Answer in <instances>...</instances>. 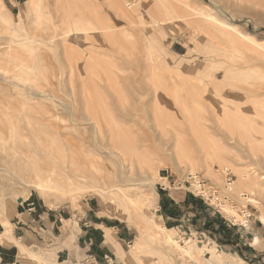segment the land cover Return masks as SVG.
Returning a JSON list of instances; mask_svg holds the SVG:
<instances>
[{
	"label": "rangeland",
	"instance_id": "rangeland-1",
	"mask_svg": "<svg viewBox=\"0 0 264 264\" xmlns=\"http://www.w3.org/2000/svg\"><path fill=\"white\" fill-rule=\"evenodd\" d=\"M29 1L0 0V4L3 3L6 10L12 14V20L17 28L16 30L4 29V22L0 21V50L14 49V52L26 54L30 61L33 56L39 59L36 62L39 67L41 66L42 74L47 78L38 81V87L42 93L52 94L62 103L63 101L68 104L74 103L77 106L76 109L69 111L62 107L59 110L60 116L53 118L52 126L57 127L64 134L63 138L70 142L75 150L83 152L86 161L90 159V162L104 169L103 176L112 178L115 175L114 172L111 173L115 167V157L108 152L112 144L109 126H105V131L106 129L107 131L102 138L104 143H97L92 136V127L86 119L84 105L79 101L83 99V86L88 89L99 88L106 100L105 103H108L105 104L108 113L110 110V114L120 127L122 126L125 134L123 138L126 140L118 141L116 144L120 150L125 152L126 158L132 161L134 169L129 174V180L122 183V189L110 191L103 196L106 203L105 208L101 205V195L91 189L80 191L73 201L63 196L51 197L52 200L54 199L52 201L50 198L53 205L35 191L31 193L28 200L35 199L38 204L46 208H71L75 213L85 211L88 208L87 203L93 200L94 208L100 214L120 220L129 229L131 241L124 246L125 258H122L120 254L119 256L122 260L128 261V264H137L138 261L133 260L132 253L135 241L141 232L150 230L149 214L154 215L153 218L159 223L169 227L165 224L163 217L159 218V215L162 216L159 200H165L166 193L168 197L173 195L176 199H180L185 192L184 189L177 187L161 189L159 183L162 180L159 176L169 169L172 172L170 179L178 182L190 170L203 174L218 187H223L226 177L224 170L228 169L234 176L233 193L231 192L234 205L227 206L225 212H231L234 222L244 219L243 212L251 213L248 226L228 225L235 230L230 235H224L226 241L218 234L206 232L208 237L222 246L220 248L222 259H214L210 252L200 253L198 251L199 253L197 252L193 259L187 258L186 261L188 264L189 262L190 264H231L224 260V256H227L234 261L232 262L234 264V258L228 255L234 247L225 246L224 243H230L229 238L241 237L247 245L252 244L260 252L259 258L263 264L264 222L259 215L264 211V180L262 179L264 163L260 164L248 157H243L241 160H235L232 157L223 160L216 157L210 160L211 163L208 162L211 165L208 167L200 159L199 147L192 144L189 152L198 159L195 160L194 167L190 166L186 159L178 160L181 169L185 171L182 172L177 168L172 155L169 154L171 152L169 143H172L173 148L174 143L171 137L176 135L177 130L184 129V123L188 119L186 116L189 114L187 108L193 110L191 114H196L198 118L201 117V121L211 124L209 120L213 118L207 110L211 94L205 92V86L201 80L197 79L194 82L199 75L198 72L203 74L201 75L204 76L201 77L203 82L208 81L207 72L217 74L218 79L221 80L217 79L219 84L221 82L220 86H223L225 91L228 90L231 94L238 95H232L231 98L235 102H241L243 106H250L256 111L255 103H264V0H84L80 4L71 0L74 2L72 4L74 17L79 19L80 15L84 16L81 17L82 29L75 28L72 31H69L63 23L65 11L58 7L57 0H40L41 10L38 12L36 7L29 5ZM201 11L203 13L200 15ZM207 14L213 15V17L206 16L210 19L216 18L229 23L227 28L230 40L221 37V42L228 50L227 52L216 49L215 43L208 42V36L204 34L203 28L195 25L197 23L206 25L205 15ZM10 45L11 48L8 47ZM220 55H224L226 63L221 64V61L216 58ZM157 57H161L167 65L164 66L167 69L165 70V79L168 80L166 82L176 89L175 94L164 96L166 100L162 101L161 107H157L155 96L148 90L151 70L154 69L156 63V66L163 67ZM89 58L93 60L94 66L90 64ZM0 64L9 70V74L16 70L9 63L1 62ZM69 64L73 67L72 71L70 70L71 74ZM228 65L231 69L224 70L222 74L221 67ZM191 69L194 70L193 73H190ZM170 71L174 74V78L169 76ZM226 73L229 75L228 79H222V76L227 75ZM190 79L195 83L193 87L204 92L203 96L198 92L194 95L187 92L185 88ZM70 82H72L73 91L70 89ZM1 83L3 86L0 85V106L8 101L15 105L14 97L9 95L12 91L7 90L6 82L0 79ZM240 86L253 90V95L251 93L252 96L248 95L250 92L248 90H246L247 93L238 92ZM242 96L245 99H242ZM74 97L79 99V102ZM51 102L46 100L47 104ZM245 114V112H236L233 115L232 129L220 128L219 135L212 136L224 141L222 146L228 152L243 151L236 144H232L234 148H228V145L232 143L231 137L234 136L243 142L251 141L257 153L262 155L264 154V126L250 123ZM70 118H76L77 122L71 121ZM157 121L163 123L160 127L164 131L163 141L156 139L157 134L154 128ZM256 136L262 141L253 140ZM103 146L106 147L103 148ZM87 150L90 151V156L86 155ZM143 161L150 166V173L156 178L154 188L160 198L156 205L146 210L147 212L142 210V197L140 196L143 193L152 196L153 188L148 181L142 179V175L145 174L143 166L147 165L143 164ZM245 173L249 174L246 179H243ZM252 179L258 180V188H253L251 184L246 183V181L252 182ZM166 185L170 186L169 182ZM253 199L257 202H251ZM20 204L21 202H18L16 212L10 217L11 223H13L14 215ZM192 223L194 225L191 228L192 232L203 230L195 219ZM180 229L174 230L178 232L177 239L182 245H185L187 237H193L196 250L197 247L205 245L218 248L210 242L203 245L202 242L199 243L196 238L199 233L197 236H190V231L185 233L182 228ZM0 230H4L2 225H0ZM256 235L262 239L259 246L253 244ZM0 241L4 244L18 243L15 239H6L3 232L0 234ZM118 246L119 244L116 247ZM243 249L245 250L246 247L243 246Z\"/></svg>",
	"mask_w": 264,
	"mask_h": 264
},
{
	"label": "bare ground",
	"instance_id": "bare-ground-1",
	"mask_svg": "<svg viewBox=\"0 0 264 264\" xmlns=\"http://www.w3.org/2000/svg\"><path fill=\"white\" fill-rule=\"evenodd\" d=\"M74 1L79 2V4L80 2H84V0ZM40 4V0L29 1V5H33L34 7H36L37 12L41 10ZM72 4H74V2L71 0H57L58 7L65 11L63 23L65 26H67L69 31H72L75 28L77 30L79 28L82 29L83 22L81 23V21L84 17H82L81 15L79 16V19L74 17ZM21 13L23 14V11H21ZM201 13H203V11L200 12V15ZM206 16L213 17L212 14H207L205 15V17ZM209 17H206V19L204 18L205 23H207L206 25L200 23H197L195 25L198 28H203L204 34L208 36V42H210L211 44L215 43L214 47L216 46V49L220 50L221 52H227L228 50L225 49L221 42V37L223 36L230 40V35L228 34L229 31L227 28L229 26V23L227 21H220L216 18L210 19ZM0 21L4 22V29H17L12 20V14L6 10L3 3L0 4ZM33 39L35 40L36 38ZM231 42L233 43V41ZM235 46H233V48ZM8 47L11 48L12 46L10 45ZM11 50H0V63L6 62L16 68L15 72L9 74V70L2 64H0V79L6 82V84L4 83L5 85H7L6 89L12 91L9 95L11 97H14L15 99V105L10 101L4 103L3 101H1L3 105L0 106V225H2L4 228L3 235L6 239H14V226H12L13 224L10 221V217L16 212V207L19 200L22 199V201H24L28 199L32 192L35 191L39 194L40 197L46 199L51 204V197L59 198L63 196L64 198H71L73 201L76 199L75 196L80 191L91 189L101 195V205L103 206V208H105L106 203L103 196H105V194H108L110 191L122 189V183L129 180V174L134 169L132 161L126 158L125 152L120 150L118 145L116 144L118 141L123 142L126 140L123 138L125 134L123 132V129L121 128L122 126L120 127L116 119L112 117L113 115L110 114V110L108 113V108L105 106V104L108 103H105L106 100L104 96H102L101 91H99V88L97 89L96 87H93V89H88L83 86V99L80 98L81 100H79L75 97L74 98L75 100L77 99V101L79 100L80 102H82V104L84 105L86 119L89 126L92 127V136H94L97 143H104V139L102 140V138H104V136L106 135L107 129L105 131V126H109V132H111L112 134V144L110 147L108 146L110 148L108 152L115 157V161L112 160L115 162L114 170L112 169L113 171L111 172L115 173V175L112 177L113 179L109 176H103L102 172H104V169H101L100 167L95 165V163L90 162V159L86 161L84 159L85 157L83 156V152L75 150L73 145L63 138L64 134L61 133L60 130L57 129V127L55 128L52 126L54 124L52 122L53 118L60 116L59 110L62 107L66 108L67 111H69L74 108L76 109L77 106H75L74 103L68 104L64 101L62 103V101L60 102L52 94L42 93V91L38 87V81L40 79L47 78H45V76L42 74V68H40L41 66L39 67L36 62L38 58L36 56H33L30 61L29 58H27L26 54L21 52H14V49L12 51ZM221 56L222 55L216 58L221 61V64L222 62L226 63L223 58L224 55L222 57ZM207 58L209 59V55L207 56ZM89 59L88 60L90 64L94 66L93 60L91 58ZM157 59L158 61H160V64L163 65V67H159V65L156 66V63L154 69L151 70L150 79L148 81V90L155 96L157 107H161L163 104L162 101L166 100L164 99V96H168L172 93L175 94L176 89L172 87L173 85H168V83L166 82L167 79H165V70L167 69L164 66L167 65L164 64L161 57H157ZM72 68L73 67H70L69 64V73L72 71ZM221 68L223 74V71H229L231 69V66H222ZM193 71L194 70L191 69L190 73H193ZM169 73V76H171V78H174V74L171 73V71ZM198 74L199 75L196 79H194V82L197 79L199 81L201 80V83H203V85L205 86V92L211 94V97H209L210 99L207 103V110L210 111V116L213 119H207L211 121V124L203 122L201 121V117L198 118L195 116L196 114H191L193 110L187 108V113L189 114L186 116L188 119H186V122L184 123V129L177 130L176 135L171 137V141L173 140L174 143L173 148L172 143H169V146L171 147V152L169 154L172 155L174 161L176 162L177 168L182 172H185L181 169L182 167L178 163L180 162L178 160L184 161L185 159L190 166H195V160L198 158L195 157L194 154L192 155L191 152H189V149L191 151L192 144L193 146L199 147V150L201 152L200 159H202L204 165L208 167L211 166L208 162H210V160H214L216 157L223 160L229 157H232L235 160H241L243 159V157H248L254 161L259 162L260 164L264 163V154L261 155L257 153L251 141L243 142L239 138L232 136V143L228 145V148L232 149L235 147L232 144H236L240 146L243 151L240 152L239 150H236V152L231 153L223 148L222 144L224 143V141H220L219 139L215 138V136L217 137V135H219L218 131L220 130V128H222L223 130L224 128L225 130H227L226 127L232 129L233 115L236 112H245V115L250 123L264 126V103L256 102L254 107L256 111H254L250 108V106H243L241 102H235V100L231 98V96L235 94H231L228 90L225 91L223 89V86H220L221 82L219 84L218 81L220 79H218L217 74L207 72V82H203V80L201 79V77H204L201 76L203 75L201 74V72H198ZM226 74V76H222V79H228L229 75L228 73ZM194 82L190 79L187 83L188 86H186L185 89L191 95H194L198 92L203 96V91L199 90L197 87H193L195 85ZM0 85L3 86L2 83ZM69 85L70 89L73 91L74 89L72 86V82H70ZM245 88L246 89H244L243 86H240L241 90L239 89L238 92L242 91L247 93L246 90H248L250 91L248 95H253V90L248 89L247 87ZM2 95H4V93ZM241 98L245 99L244 96H242ZM46 100L52 102L50 104H47ZM70 119L73 122H77L76 118ZM157 122L158 123L154 128V132L155 134H157L156 139L158 141H163L164 131L160 128L162 127L163 123L159 121ZM253 140L262 141V139L260 140V137L257 136ZM106 146H103V148ZM89 152L87 150V153ZM87 153L86 155L90 156V153ZM145 155L148 156L147 154ZM143 164L147 163L143 161ZM143 168L145 174L142 175V179L148 181L151 188H153L152 196L144 193L140 196V198L142 197V210L147 212L146 210L150 206H154L157 204L159 193L154 188L156 178H154V175L152 176V174L150 173V166L147 164L144 165ZM226 170L227 169H225L224 171ZM189 171H187L186 174ZM247 174L249 173H245L243 175V179H246ZM256 179H252V182L246 181V183L249 185L251 184L253 188H258V180L256 181ZM262 179L264 180V173ZM160 180L163 181V179ZM112 181L113 184H111ZM165 182L167 184L168 180L164 179V183ZM251 202L256 203L257 201H254L253 199V201ZM53 204L54 203H52L51 205ZM226 209L227 208L225 207L224 211H226ZM227 213L230 214L231 212ZM230 215L233 216L232 214ZM153 216H151L150 214L148 216L150 230L146 228L148 231H142L141 235L135 241L133 250L134 252L132 253V256L134 258L133 260L138 261L137 264H188V261H186V259H193L198 251L200 253L210 252L212 253V257L214 259H222L223 255H221L222 251L220 250V248H210L208 247V245H205L204 247H197L196 250L193 237H187L185 240V245H182L177 239V235H179L178 232L173 228H167L165 225L159 223L153 218ZM161 217L162 216L159 215V218ZM259 218L264 222V211L261 212ZM108 241H113L111 235L108 236ZM261 241L262 239L258 235H256L253 244L259 246L261 245ZM21 245L20 249L22 251V254H24V245ZM117 251L122 258H125V252L120 246L117 247ZM226 258L227 256H224V260H227V263L232 264V262H234L232 261V259ZM190 263L191 262H189V264Z\"/></svg>",
	"mask_w": 264,
	"mask_h": 264
},
{
	"label": "crops",
	"instance_id": "crops-1",
	"mask_svg": "<svg viewBox=\"0 0 264 264\" xmlns=\"http://www.w3.org/2000/svg\"><path fill=\"white\" fill-rule=\"evenodd\" d=\"M165 196V200H159V208L169 225L166 227L182 228L185 233L190 231V236L199 233V243L211 242L218 248L222 246L206 232L218 234L225 241V236L234 232L235 228L228 226L224 217L202 199L187 192L180 199L168 197L167 193ZM93 202L87 203L85 211L75 213L71 208L43 207L35 199L22 201L12 223L13 237L18 243L0 241V264H128L120 258L116 246L119 244L126 251L124 246L131 241L129 229L120 220L100 214ZM194 219L203 229L200 232H192ZM109 235L113 241H108ZM229 240L224 245L233 246L234 250L225 253L235 263L262 264L260 252L252 244L247 245L241 237ZM20 245H24V254Z\"/></svg>",
	"mask_w": 264,
	"mask_h": 264
},
{
	"label": "built area",
	"instance_id": "built-area-1",
	"mask_svg": "<svg viewBox=\"0 0 264 264\" xmlns=\"http://www.w3.org/2000/svg\"><path fill=\"white\" fill-rule=\"evenodd\" d=\"M225 172L226 177L223 187H218L211 180L204 177L203 174L195 171H189L183 179L177 182V180L170 179L172 172H170L169 169H166L165 173L161 175L160 178L163 180H168L170 186H167L164 181L160 182L159 184L163 190L171 189V187H177L178 189H184L185 192L202 199L213 210L219 212L230 226L240 225L247 227V224L250 221L251 213H247L246 211L243 212L244 219L240 222H234L232 220L233 216L224 211L225 207L234 205L232 204L234 201L231 198L234 176L228 169Z\"/></svg>",
	"mask_w": 264,
	"mask_h": 264
},
{
	"label": "water",
	"instance_id": "water-1",
	"mask_svg": "<svg viewBox=\"0 0 264 264\" xmlns=\"http://www.w3.org/2000/svg\"><path fill=\"white\" fill-rule=\"evenodd\" d=\"M19 202H22V199H20Z\"/></svg>",
	"mask_w": 264,
	"mask_h": 264
}]
</instances>
